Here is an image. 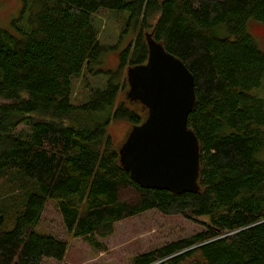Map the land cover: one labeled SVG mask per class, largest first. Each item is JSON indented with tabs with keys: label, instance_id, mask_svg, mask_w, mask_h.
<instances>
[{
	"label": "trees",
	"instance_id": "1",
	"mask_svg": "<svg viewBox=\"0 0 264 264\" xmlns=\"http://www.w3.org/2000/svg\"><path fill=\"white\" fill-rule=\"evenodd\" d=\"M101 8L142 22L121 69L147 63L152 35L193 74L199 191L143 188L120 164L108 124L141 125L148 110L127 92L116 106L127 76L113 73L105 89L87 79L106 49L91 21ZM20 11L11 30L0 25V180L15 172L33 192L12 229L0 215V264L63 262L67 243L35 232L51 200L74 237L150 210L204 227L133 264H264V51L246 28L264 25V0H23ZM81 77L88 95L77 104Z\"/></svg>",
	"mask_w": 264,
	"mask_h": 264
},
{
	"label": "rangeland",
	"instance_id": "2",
	"mask_svg": "<svg viewBox=\"0 0 264 264\" xmlns=\"http://www.w3.org/2000/svg\"><path fill=\"white\" fill-rule=\"evenodd\" d=\"M1 1L0 25L11 30L10 23L20 16L23 0ZM131 16V11L109 8H101L93 16L91 21L99 31L98 40L106 49L101 56V64L95 68L97 75L94 78L91 76L87 78L92 88L105 89L113 73L119 72L121 79L127 76L129 64L121 69L122 60L119 58L129 48L128 45L138 37L142 27L141 21L137 24L132 23ZM246 28L264 51V25L251 20ZM131 55H127L128 62L132 61L133 55ZM83 81L85 82L84 77H81L73 82L75 93L72 100L77 104L88 95V90L83 87L86 82ZM124 97L125 92L121 89L116 106L122 99L125 100ZM131 130L132 127L127 122L114 119L107 127L114 145L120 147L125 143V136H128ZM259 158L264 160V154ZM31 182L28 178L24 179L16 175L15 172L0 180V215L5 218L7 229L14 227L16 216L23 209L29 193L33 192ZM66 230L59 207L54 201H49L35 232L44 236L58 237L65 241L69 248L63 262L46 259L43 264H133L135 257L191 237L204 231V227L200 222L181 215L170 216L150 210L115 222L110 228V233L106 235L74 237Z\"/></svg>",
	"mask_w": 264,
	"mask_h": 264
},
{
	"label": "water",
	"instance_id": "3",
	"mask_svg": "<svg viewBox=\"0 0 264 264\" xmlns=\"http://www.w3.org/2000/svg\"><path fill=\"white\" fill-rule=\"evenodd\" d=\"M147 63L130 67L128 98L149 115L132 127L119 150L131 178L146 189L174 195L200 190V144L187 120L196 104L195 79L187 66L147 36Z\"/></svg>",
	"mask_w": 264,
	"mask_h": 264
},
{
	"label": "flooded vegetation",
	"instance_id": "4",
	"mask_svg": "<svg viewBox=\"0 0 264 264\" xmlns=\"http://www.w3.org/2000/svg\"><path fill=\"white\" fill-rule=\"evenodd\" d=\"M127 83H128V82H127ZM128 86H129V85H128ZM127 89H128V91L126 90L125 93L127 92V94H128V92H129V90H130V87H128ZM133 101H134V100H133ZM138 102H139V101H138ZM146 110H147V108H146ZM148 115H149V111H148ZM147 117H148V116H147ZM129 133H130V132H129ZM128 136H129V134H128ZM125 137H126V138H125L124 141H126L127 138H128L127 136H125ZM156 264H159V263H156Z\"/></svg>",
	"mask_w": 264,
	"mask_h": 264
}]
</instances>
